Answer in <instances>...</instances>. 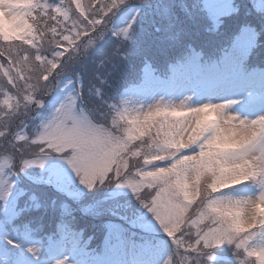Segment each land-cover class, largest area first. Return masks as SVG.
I'll return each instance as SVG.
<instances>
[{
    "label": "snow or ice",
    "instance_id": "1",
    "mask_svg": "<svg viewBox=\"0 0 264 264\" xmlns=\"http://www.w3.org/2000/svg\"><path fill=\"white\" fill-rule=\"evenodd\" d=\"M19 2L23 3L24 0ZM127 2L31 0L25 9L31 16L29 18V15H25L29 30L27 34L15 37L22 43H0V96L3 97L0 100V117L9 120L6 127L0 128V153L5 157L0 160V170L10 166L7 175L11 176L17 159L19 172L32 166L44 168L49 161L55 165L56 161L63 160L75 173L80 184L88 190L109 182L117 189L129 188L139 204L152 214L160 228L171 237L178 252L189 262L214 264L216 250L223 244L237 251H264V243H253L258 234L264 236V152L242 159L219 155L220 150L229 148L234 130L224 125L212 130L206 128L205 121L214 118L213 113L207 117L203 115L206 108L200 109L196 122L189 121L180 129L185 137L191 133L192 128H196L197 132L191 147L182 148L172 156L173 167L182 161L197 162L209 170L226 168L232 172L207 193L202 194L197 190L195 198L184 206L181 213H177L169 201L167 185L155 173L152 165L137 170L130 164L125 166L126 157L116 155L117 122L124 117L135 121L137 117H128L127 109L109 103V97L102 87V77L97 80L94 89L91 85L88 87L87 94L81 85L64 93L62 99L53 96V109L46 120L34 125L30 131L23 127L24 120L39 115L36 110L44 106L45 97L61 90L66 74L81 63V46L94 49L96 43L93 37L98 32L106 30L115 40L122 38L128 41L133 38L136 16L124 26H118L114 19L116 11ZM261 3L264 4V0ZM10 26L0 22V28ZM172 87L184 89L188 85L174 79ZM228 103L234 104L236 101L228 100ZM183 107L175 106L171 115L182 116ZM168 108L163 104L153 105L140 117L141 124L152 121ZM17 115L22 119L13 132L11 120ZM156 132L153 129L154 135ZM155 167L165 165L157 164ZM137 172L152 173L153 179L140 181L138 174L130 175ZM245 182L256 185L258 191L255 195L234 197L224 194L226 189ZM0 183L7 187V191L0 194V201L4 202L6 211H11L7 206V198L11 195L14 181L0 180ZM205 205L213 208L216 213L212 220L208 216L202 217ZM229 208L240 210L241 219L232 221L231 228L224 230L216 221L221 220L226 214L224 210ZM58 227L63 233L67 225L61 223ZM4 239L8 245L13 246L12 249L5 246L3 250L7 264H27L25 259L15 254L14 250L19 244L7 236ZM39 251L35 246L27 248L33 257H38ZM55 264H66V258L57 259Z\"/></svg>",
    "mask_w": 264,
    "mask_h": 264
},
{
    "label": "rangeland",
    "instance_id": "2",
    "mask_svg": "<svg viewBox=\"0 0 264 264\" xmlns=\"http://www.w3.org/2000/svg\"><path fill=\"white\" fill-rule=\"evenodd\" d=\"M251 1L264 12V4L261 3V0ZM134 3L126 12L115 19L118 26L126 25L134 15L137 19L143 9V2L134 0ZM200 3L204 10L200 14L208 15L210 24L207 26L209 28H215L223 16L230 15L235 10L233 0H200ZM256 41L257 35L254 29L243 27L231 41L229 50L225 52L219 66L212 67L207 64L203 67L198 63L197 58L188 59L184 62L182 70H179L174 76L177 82L188 85L184 89L173 88L171 79L167 80L161 79L159 76H152L150 68L144 66L145 75L140 83L130 85L120 92L126 97L148 102H151L153 98H159L160 95H164L166 99L178 100L183 94L194 95L199 102L234 100L236 103L232 105L233 109L239 111L242 115L254 118L256 115L264 114V72L248 68L244 65V62L248 59L250 50L256 44ZM192 85H195V87ZM75 88H77L75 80L72 76L66 75L61 90L47 96L49 101L45 102L44 108L36 110L39 115L24 120L23 127L30 131L34 125L46 120L53 109L52 97L56 96L58 99H62L64 93L71 92ZM109 103H113V101H109ZM18 119L20 120L22 117L17 115L11 120L13 132L18 127V122L15 123ZM0 120L6 121L7 125L9 123L7 117H0ZM9 167L5 166L3 170H0V180L5 182L14 181V185L10 189L11 195L7 198V206L11 211H6L4 202L0 201V264H7V257L3 254V250L5 246H12L7 244L4 236L19 244V247H17L18 253L15 254L25 259L27 264H55L57 259L64 258H66V264H165L166 260L167 264H171L172 254L175 250L171 237L160 228L152 214L140 204L138 206L140 208L139 213L128 222H117L113 219L107 222L108 232L105 237L103 253H99L92 248H85L89 241L83 239L81 231L71 230L69 226L61 233V238L50 236L47 239H43L44 236L41 235L40 237L38 235L35 228L36 222L33 225L28 224L26 228L20 227L13 222V219L17 214L15 210L17 200L23 196L28 188L24 185V183L30 182L28 175H37L46 181L45 184H51L60 192L74 197L73 201H75L76 206L79 205L82 213L91 216L98 215V212L90 211L92 205H118L121 198L122 203L120 206L127 208L130 206L129 202L136 198L130 189H117L98 185L92 189V193L95 192L94 189L102 188L101 197L96 199L92 205L90 202L84 203V196L90 190L80 184L75 173L63 160L56 161L55 165L52 161H49L44 168L32 166L19 172V160L17 159L14 162L11 176L7 175ZM257 191L255 184L245 182L226 189L224 194L234 197H250L255 195ZM30 204H38L39 206L37 202H30ZM62 207L65 211H68L70 205L67 201H63ZM134 223L137 228L142 230L141 236L137 235ZM137 236L141 239H138ZM253 243H264V236L258 234L254 237ZM29 246H35L40 250L38 257H33L27 252ZM226 246L229 245L223 244L216 250L214 264H219V257L225 258L230 264H237L235 256L225 255L224 253L219 254V251Z\"/></svg>",
    "mask_w": 264,
    "mask_h": 264
},
{
    "label": "trees",
    "instance_id": "3",
    "mask_svg": "<svg viewBox=\"0 0 264 264\" xmlns=\"http://www.w3.org/2000/svg\"><path fill=\"white\" fill-rule=\"evenodd\" d=\"M87 2L88 0H82V3ZM140 2H143V9L133 26L134 45L127 59L119 64L116 71L109 73L108 68L111 65L99 63L103 56L111 51L115 41L111 33H107L105 38L90 50L88 57L81 58V63L76 64L66 74L78 82V87L83 86L85 94L90 86V80L97 82L101 77L104 79L102 87L106 94L112 92L113 88L122 90L140 83L145 75L144 66L150 68L152 76H159L161 79H168L172 74L182 70L184 62L188 59L197 58L203 67L207 64L217 67L225 52L229 50L231 41L243 27H252L257 35L256 44L251 48L244 65L252 69H264V12L251 0H233L234 12L223 16L215 28L207 26L210 24L208 15L200 14L204 11L200 0H140ZM134 4V0H128L116 11L115 17ZM0 43L7 45L22 42L12 40ZM96 73H99V76H96ZM2 99L0 96V100ZM18 121L19 119L15 123ZM24 185L28 188L17 200L14 223L26 228L28 224L33 225L36 222L35 228L40 237L44 236L43 239L50 236L58 238L60 233L58 226L61 223L69 226L71 230L79 231L83 228L82 237L89 241L87 247L95 251L102 249L107 222L112 219L122 222L139 206V202L133 199L129 202V207L123 208L120 206L121 198L118 205L93 206L92 204L103 193L102 188H96L93 190L94 193L92 190L87 192L83 199L84 203H91V212H98L97 216H91L82 213L73 198L62 196L45 185L32 182ZM63 201L70 205L68 211L62 207ZM30 202H37L39 206L31 205ZM137 238L141 239L138 236ZM228 250L230 251L227 253ZM232 251L233 248L226 246L219 254L234 256ZM218 259L219 264H230L225 258Z\"/></svg>",
    "mask_w": 264,
    "mask_h": 264
},
{
    "label": "clouds",
    "instance_id": "4",
    "mask_svg": "<svg viewBox=\"0 0 264 264\" xmlns=\"http://www.w3.org/2000/svg\"><path fill=\"white\" fill-rule=\"evenodd\" d=\"M30 3L31 0H24L23 3L19 0H0V22L11 25L7 28H0V39H13L27 34L29 25L25 15H29V18L31 16L25 12V9ZM106 34V30H102L93 37L96 45L105 38ZM133 45L134 38L128 41H124L122 38L115 40L111 51L99 63L101 65H111L108 68L109 73L116 71L119 64L129 56ZM90 50L91 47L82 45L81 58L88 57ZM113 53H115V56H113ZM103 82L104 79H102ZM90 85L94 89L96 82L90 80ZM106 95L110 101H113L112 104L121 109H127L128 117H137L135 121L124 117L117 122L115 129L117 138L114 148L116 155L126 157L124 160L125 166L130 164L132 168L137 170L146 165H152L155 173H158L164 179L167 185L168 199L177 213H181L184 206L192 202L197 190L202 194L207 193L224 176L232 172L231 169L226 168H220L219 171L209 170L203 164L197 162L185 163L182 161L173 167L172 156L182 148L191 147L194 144V135L197 132L196 128H192L191 133L185 137L180 129L187 125L189 121L196 122L200 109H207L203 113L205 117L210 113L214 114L212 120L205 121V127L209 130L220 125L234 130L229 148L220 150L219 155L242 159L246 156H254L257 152H264V114L256 115L254 118L242 115L239 111L233 109V104H229L228 100L199 102L194 95L183 94L178 100L166 99L164 95H160L159 98H153L151 102H148L126 97L116 88H113L112 92ZM122 101H127V103H122ZM158 104L167 105L169 108L152 121H144L141 124L140 117L143 116V113L153 105ZM177 105L184 106L181 109L183 111L182 116L171 115V111ZM6 126V121H0V128ZM153 129L157 130L155 135ZM3 159L5 157L0 153V160ZM157 164L165 165V167H155ZM137 174L140 181L153 179L152 173H130L133 176ZM105 186L112 187L111 182L105 184ZM6 191L7 187L0 183V194ZM135 198L137 200L136 196ZM224 212L226 213L224 217L217 220L216 223L222 229L228 230L232 226V221L241 219V211L229 208L225 209ZM215 215L213 208L207 205L202 209V217L208 216L209 220H212ZM205 227H207V224H205ZM79 231L83 232L84 229L80 228ZM233 254L237 264H264V251L249 252L233 249ZM165 264H167V260ZM171 264H197V262L185 260L175 247ZM200 264H203V262H200Z\"/></svg>",
    "mask_w": 264,
    "mask_h": 264
}]
</instances>
